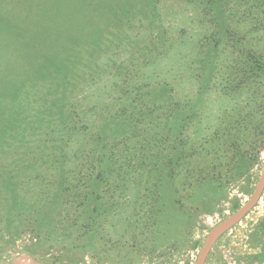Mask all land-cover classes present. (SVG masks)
Returning <instances> with one entry per match:
<instances>
[{"label":"rangeland","instance_id":"rangeland-1","mask_svg":"<svg viewBox=\"0 0 264 264\" xmlns=\"http://www.w3.org/2000/svg\"><path fill=\"white\" fill-rule=\"evenodd\" d=\"M59 1L0 0V264H195L264 165V0H107L119 9L101 38L30 81L74 31L54 19L86 21L95 4L100 20L104 0ZM92 169L110 181V218L80 254L35 214L42 183L68 196L58 183ZM204 264H264V190Z\"/></svg>","mask_w":264,"mask_h":264},{"label":"trees","instance_id":"trees-1","mask_svg":"<svg viewBox=\"0 0 264 264\" xmlns=\"http://www.w3.org/2000/svg\"><path fill=\"white\" fill-rule=\"evenodd\" d=\"M73 0H62L59 2H69ZM107 0H104L103 7L100 13V20L94 22L95 15L99 13L100 6H96L95 4H88V17L85 21L83 18V14L81 17V21L79 22L76 20H71L70 18L65 19L63 21H56L55 19L52 22L50 29L53 30V25L57 27V22L62 23L61 31L62 29H65L69 26L74 28V31L72 34H66L64 33V30L62 31L61 39H59V45L58 42L55 40L51 41V46L49 49H54L55 52L52 53L49 51V53L46 51L44 55L41 56V59L38 63V65L33 67V69L30 70V72H24L23 74L29 75L28 79L32 80H38L39 82H44L45 78H40V75L44 76L46 73L43 70V68L47 69L50 68L49 66H54L55 68H64L67 66H70V64H74L77 62L78 58L81 56L80 52L82 48H79V50L76 49L77 46H86L88 43L93 42V40L100 39L102 36V32L106 29H108V26L105 28L99 27V22L104 17L110 18L111 21L115 22V13L119 9V6L114 8H111L109 3L106 2ZM58 2V3H59ZM89 2L93 3L92 0ZM76 3H80L81 10L83 12V3L79 0H77ZM129 3V1H128ZM124 4V3H123ZM122 6H125V4ZM58 4H53L51 7H55ZM127 5V4H126ZM50 5H48L46 8L42 7V9L38 12V17L41 15H44V13L48 12L49 9H51ZM77 10L74 9L75 14H79L80 6L75 5L74 6ZM106 9V11H105ZM114 9V11H112ZM92 12L90 14V11ZM70 22H73V25L70 24ZM87 23L88 30L83 29L81 27L82 24L85 25ZM98 26V27H92V26ZM53 27V28H52ZM80 27V28H79ZM54 39V38H53ZM57 44V45H55ZM27 64V63H26ZM22 69L27 68L30 69L27 66H23V62L21 64ZM16 66L11 67L12 69H16ZM1 69H5L7 73L6 67H1ZM5 74L7 84L10 83V76L8 74ZM22 77V76H21ZM37 77V79H34ZM45 77V76H44ZM16 79L17 76H15ZM1 83H4L6 80L2 76H0ZM23 80V79H21ZM21 80H17L20 82ZM36 82L33 81L32 87H34V84ZM20 86V84H19ZM9 90V87L7 88ZM31 89L29 87L27 89V92ZM100 162V159H98ZM100 164V163H99ZM95 169H92L89 173L86 175H77L73 179H64L63 181L59 182L58 185L61 191H65L70 193L68 196H63L59 190L57 191H51V189L47 188V185L42 183V192L38 195V200L40 201V207L36 211V222L43 225L44 227L42 230L44 232L43 235L50 236L54 234V236H61L65 240V244L67 248L71 249L72 251H77L78 253H82L80 250L85 246L87 247V243L89 241H94L96 239L95 231L99 227V229L102 228V222L106 221L108 218H110V210L106 207V205H109L108 203H102L103 198H107V194L102 193V191H105L108 187L111 185L109 184V179H104L103 175L101 174V169H98L96 171V174H93ZM88 177V178H87ZM86 178V181H83ZM92 187L93 189L86 193V191ZM100 190H102L100 192ZM98 193H97V192ZM58 192V194H57ZM216 193L213 195L208 194L206 196V202H210L212 199H215ZM91 203L94 204L90 205ZM98 205L105 206L103 209H98ZM134 206H136L134 204ZM54 238V237H53ZM57 238V237H56ZM55 239V238H54ZM60 241V239H58ZM97 242V241H96ZM62 243V241L58 242Z\"/></svg>","mask_w":264,"mask_h":264},{"label":"water","instance_id":"water-1","mask_svg":"<svg viewBox=\"0 0 264 264\" xmlns=\"http://www.w3.org/2000/svg\"><path fill=\"white\" fill-rule=\"evenodd\" d=\"M263 190H264V165H263L259 180L257 182V185L255 187V190L251 198L249 199V201L246 203V205L241 207L232 216L223 220L216 227L210 230L205 243L203 244V246L201 247L199 251L195 264H204L206 257L208 256L210 250L212 249L215 241L224 232H226L233 225L239 222L247 214L248 211H250L253 207H255V205L257 204V202L259 201L261 197ZM11 264H46V263L39 262L30 256L24 255V256H19Z\"/></svg>","mask_w":264,"mask_h":264}]
</instances>
